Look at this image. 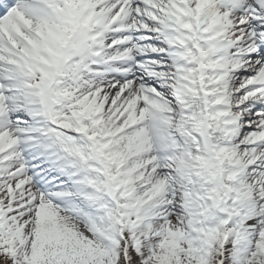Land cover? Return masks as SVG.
Instances as JSON below:
<instances>
[{"label": "snow or ice", "instance_id": "snow-or-ice-1", "mask_svg": "<svg viewBox=\"0 0 264 264\" xmlns=\"http://www.w3.org/2000/svg\"><path fill=\"white\" fill-rule=\"evenodd\" d=\"M0 264H264V0H0Z\"/></svg>", "mask_w": 264, "mask_h": 264}]
</instances>
